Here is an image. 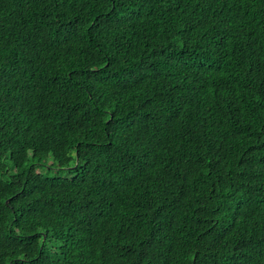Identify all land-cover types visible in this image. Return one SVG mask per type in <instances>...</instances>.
<instances>
[{"label": "trees", "instance_id": "1", "mask_svg": "<svg viewBox=\"0 0 264 264\" xmlns=\"http://www.w3.org/2000/svg\"><path fill=\"white\" fill-rule=\"evenodd\" d=\"M0 264H264V0H0Z\"/></svg>", "mask_w": 264, "mask_h": 264}, {"label": "rangeland", "instance_id": "2", "mask_svg": "<svg viewBox=\"0 0 264 264\" xmlns=\"http://www.w3.org/2000/svg\"><path fill=\"white\" fill-rule=\"evenodd\" d=\"M49 165V164H48Z\"/></svg>", "mask_w": 264, "mask_h": 264}]
</instances>
